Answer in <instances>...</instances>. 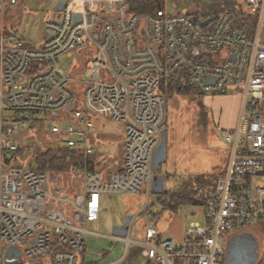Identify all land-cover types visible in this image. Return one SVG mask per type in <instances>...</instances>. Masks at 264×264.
<instances>
[{"label":"built area","instance_id":"built-area-1","mask_svg":"<svg viewBox=\"0 0 264 264\" xmlns=\"http://www.w3.org/2000/svg\"><path fill=\"white\" fill-rule=\"evenodd\" d=\"M118 1L67 0L45 21L46 38L37 49H28L12 32L0 34V264H84L89 235L98 237L87 224L100 217V196L151 194L153 154L165 118L162 88L169 84L200 96L232 91L241 106L236 127L222 137L228 145L227 171L203 205L201 222H188L180 243L147 229L146 259L222 264L221 236L264 221V40L257 33L250 37L235 21L243 8L199 27L213 15H171L164 9L137 15ZM16 3L0 0V13L5 4ZM243 5L262 22L264 0H243ZM73 55L78 65L62 71L59 60ZM97 120L121 125V171L73 166L52 176L30 164L2 163L3 154L25 148L11 141L15 133L34 129L36 121L46 123L57 137L52 146L65 148L69 158L98 156L88 145ZM63 176L78 179L77 189L70 185L65 195L51 196L46 180L57 179L61 186ZM130 234L129 227L126 237H114L125 244V252ZM9 248L18 255L8 257Z\"/></svg>","mask_w":264,"mask_h":264},{"label":"rangeland","instance_id":"rangeland-1","mask_svg":"<svg viewBox=\"0 0 264 264\" xmlns=\"http://www.w3.org/2000/svg\"><path fill=\"white\" fill-rule=\"evenodd\" d=\"M162 5L164 11L171 15L187 14L196 12L205 6L213 7V0H162ZM118 7L119 5L116 4L115 8ZM105 8L104 6L102 12H105ZM53 13H57L53 5L48 9L44 0H17V4L8 7L2 16L7 18V21L17 29L26 41L38 46L46 34L45 20ZM261 30L264 32L263 28ZM75 65H78L75 55L68 58L63 57L58 64L59 68L65 72ZM230 94L233 93L228 95ZM228 95L222 96L225 98ZM214 99V96L200 95H174L166 98L163 126L166 131V162L159 167L156 173L157 176L166 181L165 189H173L182 181L194 176L204 175L213 178L225 175L228 168V145L222 137L229 130L228 124H231L235 119L234 107L236 103L234 98L230 96L219 104L213 102ZM51 121L55 123L54 118ZM237 121L235 120L230 129L236 127ZM56 124L62 129L60 123ZM11 141L17 142L23 147H32L31 150L33 151L37 148H51L57 141V137L49 131L46 123L36 121L34 129L15 133ZM88 145L99 154V172L111 174L123 166L125 137L120 124L108 120H97L95 130L88 135ZM30 152L23 150L19 154L16 152L8 155L3 154L2 163L4 167H27L32 162ZM61 179V186H58L57 179L55 181L46 180V189L51 196H63L70 185L77 189L80 182L72 176H63ZM64 180H66L65 184ZM73 195L68 193V198H72ZM47 207L48 209L52 208L50 202H48ZM146 209H148V213H143ZM201 211L202 207L200 206L186 205L181 206L175 214L164 212L159 219H152L151 214L160 212L155 196L152 194L148 197L146 194L102 195L100 196L99 219L87 224L88 231L99 234L100 238H93L89 235L88 239H94V244L90 245L89 248L94 249L88 248L87 250L100 251L99 239L101 236H111L112 229L121 226L127 216H132L130 239L132 241H145L144 231L146 227L156 226L158 232L161 233L165 223H176L178 219L182 220L188 217L186 223L189 221L201 222V218L198 217ZM192 213L196 216L189 218ZM234 237L248 239L251 246L258 251L254 256V264L262 262L264 257V221L254 223L242 231L221 236L220 242L224 248L222 264L226 262L227 244ZM111 245L114 249L117 248L121 254L124 253L125 244L123 242H112ZM111 245L108 241V249L111 248ZM142 264L146 263L142 262Z\"/></svg>","mask_w":264,"mask_h":264},{"label":"trees","instance_id":"trees-1","mask_svg":"<svg viewBox=\"0 0 264 264\" xmlns=\"http://www.w3.org/2000/svg\"><path fill=\"white\" fill-rule=\"evenodd\" d=\"M127 6L128 12L131 14H148L157 10H163L162 0H121ZM242 13L235 16V21L248 29L250 37L255 36L258 24V15H249L244 10ZM162 92L166 98L174 95L193 96L194 92L187 88H182L176 84H169L162 88ZM32 147L19 149L16 153H21L23 150L31 151L32 162L30 166L41 172H47L53 175L66 174L71 167H85L89 171L99 172L100 162L98 156L84 157L74 156L69 158L67 150L62 146H51L49 149L37 148L33 151ZM118 171H121L119 169ZM158 171V170H157ZM221 175L216 177H207L204 175L194 176L185 181H182L173 189H166L161 195L155 196L156 203L160 208V212L151 214L152 219H159L164 212L175 214L181 206H200L203 207L206 200L214 192L217 180ZM148 213V209L143 211ZM264 263V257L260 264Z\"/></svg>","mask_w":264,"mask_h":264},{"label":"crops","instance_id":"crops-1","mask_svg":"<svg viewBox=\"0 0 264 264\" xmlns=\"http://www.w3.org/2000/svg\"><path fill=\"white\" fill-rule=\"evenodd\" d=\"M58 0H44L45 2V6L48 7V9H50L51 5L56 4ZM17 4V3H16ZM10 6H15V5H9V4H5L4 6V11L2 13L5 12V10L8 9V7ZM243 0H213V7L209 6H205L203 8L198 9L196 12H189L187 14L191 15V16H196L199 18H206L209 17L211 15H213L214 17L218 14L221 13H226V12H230V13H235L237 12L239 9L243 8ZM51 12V11H49ZM2 13H0V34L2 33H14L18 36H20L27 47L31 48V49H37L42 47L45 38H46V34L44 39L42 40V42L40 44H38V46L30 43L29 41H26L25 38L23 36H21L17 29L14 28V26L9 23L7 21V18L3 17ZM48 16V14H47ZM50 16V15H49ZM49 16L47 17V19L49 18ZM51 17V16H50ZM5 18V21H4ZM46 19V20H47ZM45 20V21H46ZM264 30V18L262 20L261 23L257 24V30L256 33L259 35V37L261 39H263L264 37V32H262V29ZM264 40V39H263ZM229 93H233L232 91H229L227 94ZM232 98H234V102L236 103L234 109V121L231 124H228L229 130L230 127L233 126L235 120L237 121V118L239 116V112H240V106H241V99L239 97H237L236 95L234 96V94H230L228 95ZM228 96H226L225 98H227ZM214 101L215 103H220L222 102L225 98H223V96H216L214 97ZM196 215L195 214H191L189 215V218H194ZM188 217L180 220L178 219V221L176 223H165L164 226H162L161 229V233L158 232L157 227L156 226H148L146 227L145 231L149 228L154 229L155 231V235L157 238L159 239H168L173 241L174 243H180L183 240V235H184V230L185 227L188 223H186V219ZM190 222V221H189ZM145 231H144V235H145ZM94 233V232H92ZM97 234V233H96ZM163 236V237H162ZM114 237L111 234V236H101V239H99V244L101 246V250H90L88 251L87 249L90 247V245H93L94 243V239H88L87 241V246L85 248L84 253L82 254V261L84 264H97L99 261L102 262H108L110 264H142V262H145L146 264H156L154 262H150L146 259V249L142 246V243L144 242V240L142 241H132V244L130 245V247L128 248V250L124 253H120L119 250L117 248L114 249V247H112L111 243L112 242H119L116 241L114 239ZM96 238V237H93ZM98 238H100V235L98 234ZM145 238V237H144ZM110 241V245L111 248L108 249L107 247V242ZM89 249H94V248H89ZM114 249V251H112Z\"/></svg>","mask_w":264,"mask_h":264},{"label":"water","instance_id":"water-1","mask_svg":"<svg viewBox=\"0 0 264 264\" xmlns=\"http://www.w3.org/2000/svg\"><path fill=\"white\" fill-rule=\"evenodd\" d=\"M67 0H58L54 5V10H61L63 3ZM121 0L118 1V4H121ZM78 19V15L75 16ZM194 20V18H192ZM215 17H209L204 21H200L197 23L199 27H205L209 23L213 22ZM165 118L162 121L164 124ZM49 127V125H48ZM166 162V131L163 129L161 133V140L159 146L155 149L152 160V172L156 174L159 167H161ZM53 177L50 176V180ZM166 181L161 177L155 175L151 194L154 196L161 195L165 189ZM132 216H127L124 222L119 227H114L112 229L111 234L116 237H126L129 232L130 222ZM254 248L251 246V242L248 239L242 237H234L231 238L226 247V262L225 264H254ZM6 255L9 257L11 255H18V251L15 248H9L6 252ZM7 262L12 263V259H7Z\"/></svg>","mask_w":264,"mask_h":264},{"label":"flooded vegetation","instance_id":"flooded-vegetation-1","mask_svg":"<svg viewBox=\"0 0 264 264\" xmlns=\"http://www.w3.org/2000/svg\"><path fill=\"white\" fill-rule=\"evenodd\" d=\"M253 252H254V254H256V252H258V251H257V249H256V248H254V251H253Z\"/></svg>","mask_w":264,"mask_h":264}]
</instances>
